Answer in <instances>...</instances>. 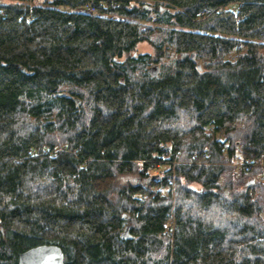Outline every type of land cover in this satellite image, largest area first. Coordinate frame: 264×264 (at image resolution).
<instances>
[{"label": "trees", "instance_id": "obj_1", "mask_svg": "<svg viewBox=\"0 0 264 264\" xmlns=\"http://www.w3.org/2000/svg\"><path fill=\"white\" fill-rule=\"evenodd\" d=\"M263 156L264 0H0V264H264Z\"/></svg>", "mask_w": 264, "mask_h": 264}, {"label": "water", "instance_id": "obj_2", "mask_svg": "<svg viewBox=\"0 0 264 264\" xmlns=\"http://www.w3.org/2000/svg\"><path fill=\"white\" fill-rule=\"evenodd\" d=\"M174 55L175 53L173 51H166V57H173ZM182 56H184L183 53ZM192 57L194 58V55H192ZM158 71V65L150 67V72L154 75H156ZM127 233L128 226L125 227L122 235L125 236ZM18 264H65L64 252L63 249L56 244H38L21 251L18 255Z\"/></svg>", "mask_w": 264, "mask_h": 264}, {"label": "built area", "instance_id": "obj_3", "mask_svg": "<svg viewBox=\"0 0 264 264\" xmlns=\"http://www.w3.org/2000/svg\"><path fill=\"white\" fill-rule=\"evenodd\" d=\"M86 10L90 11V12H94L96 10L95 6L92 4H89L86 8ZM239 165L241 166V168L245 169L246 171H249L253 166L256 165V163H254L251 160H246V161H240ZM261 168H262V172L260 174L261 178L264 179V159L262 161V163L260 164ZM171 227V224L168 223L167 224V229H169ZM170 230V229H169Z\"/></svg>", "mask_w": 264, "mask_h": 264}, {"label": "rangeland", "instance_id": "obj_4", "mask_svg": "<svg viewBox=\"0 0 264 264\" xmlns=\"http://www.w3.org/2000/svg\"><path fill=\"white\" fill-rule=\"evenodd\" d=\"M40 2V0H38ZM43 1V0H41ZM152 23H155V22H152ZM152 50V47L147 44V43H140L138 46H137V49L136 51L139 52V53H144V52H148V51H151ZM231 166L235 167V169L239 170V163H236V159L231 161L229 163ZM163 170V169H162ZM159 171H161L160 169H155L153 174L151 177H153L154 175L156 176L157 173H159ZM128 177H131V176H126L125 178H128ZM134 177V176H133ZM132 177V179L134 180V178Z\"/></svg>", "mask_w": 264, "mask_h": 264}, {"label": "bare ground", "instance_id": "obj_5", "mask_svg": "<svg viewBox=\"0 0 264 264\" xmlns=\"http://www.w3.org/2000/svg\"><path fill=\"white\" fill-rule=\"evenodd\" d=\"M84 11H85V9H84ZM97 11V10H96ZM86 12H88V11H86ZM99 12V11H98ZM95 13V12H94ZM263 159H264V156H263V158H262V161H263ZM262 162H260V163H258V166H260V164H261Z\"/></svg>", "mask_w": 264, "mask_h": 264}]
</instances>
